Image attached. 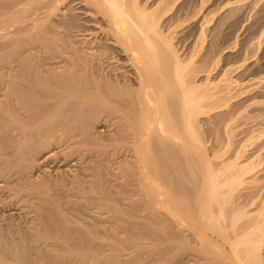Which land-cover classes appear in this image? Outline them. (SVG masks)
I'll return each mask as SVG.
<instances>
[{
  "label": "bare ground",
  "instance_id": "obj_1",
  "mask_svg": "<svg viewBox=\"0 0 264 264\" xmlns=\"http://www.w3.org/2000/svg\"><path fill=\"white\" fill-rule=\"evenodd\" d=\"M176 1L0 0V264H264L199 125L208 69L162 25Z\"/></svg>",
  "mask_w": 264,
  "mask_h": 264
},
{
  "label": "rangeland",
  "instance_id": "obj_2",
  "mask_svg": "<svg viewBox=\"0 0 264 264\" xmlns=\"http://www.w3.org/2000/svg\"><path fill=\"white\" fill-rule=\"evenodd\" d=\"M167 1L170 3L173 0H139V2H143L142 4L149 6L148 9L157 8L160 13H162V9L167 8L165 7V4H168ZM201 1L204 2L201 3ZM173 6L170 11L171 17L173 15L172 23H168L163 18L162 25L171 24L172 29L177 32L174 43L178 45V49L180 48L182 57L185 55L188 57L192 52L193 54L198 52L193 56L195 62L193 65L198 64L199 66L203 63L208 69L196 77L200 83L196 85L201 86L206 83L207 90L205 93L212 96V98L210 96L207 99L209 100L207 105L210 103L211 105L207 110H204L206 115L202 113L199 116V125L208 137L206 140V147L209 148L207 152L211 156L210 159L214 160V165L219 167L224 166V164L229 165V170H226V173L234 172L238 175L237 179L240 184L236 187V192L233 191L232 194L234 197L232 199L236 200L231 199L234 202L231 201L233 204L231 202L229 204H231L232 210L237 209L236 212L234 211L235 215L239 216L240 214L242 216L241 219L243 220L239 219L240 222L249 221L252 222L250 223L252 226L256 224L253 228L255 227L254 230L258 232L254 231L257 237L254 236L259 238V234L262 241L264 240V0H177ZM157 9L156 12L159 13ZM202 28L205 30V37L203 47L200 48L199 33ZM214 45H216V49ZM214 50L216 51L214 52ZM211 53L216 57H213ZM206 61L208 64L204 63ZM215 153L218 155L213 156L216 155ZM49 162L48 160L47 163ZM51 164L44 165L46 170L49 169L48 171H50L55 166L56 168L68 167L69 162L65 163L68 165L58 166L55 164L53 166L52 164V167ZM111 168L113 171V166ZM110 173L113 172L108 168V174ZM111 174L107 175L110 187L112 184L110 180L113 177ZM241 194L243 196H238ZM244 201H246L245 205ZM235 202L239 206L234 204ZM90 208L95 209L93 211L99 210L98 207L96 209L92 206L85 208V210ZM92 209L90 210L93 213ZM90 210L88 211L90 212ZM100 210L99 214L101 213V215L98 214L99 217H97L98 211L93 213L95 214L93 218L91 212L88 213L84 210H82L83 214L80 217L83 215L84 217H81L83 220L87 218L85 222L90 226L92 225L91 228L100 233H98V239L104 235H109L108 231L111 230L109 239H118L121 243L126 244V233L120 232L121 234L118 233L117 235L112 233V229L115 230L112 227L116 223L113 216H110L111 221L113 218V226L110 219H108L109 221L104 219L111 213L103 214L105 212L103 207ZM87 215L88 217L85 218ZM88 218L91 219V222L95 219V223L96 221L98 223L100 219V223L91 224ZM102 227H106L107 231L103 228L101 232ZM261 248V255L264 260V242L261 244ZM129 250L128 252H130Z\"/></svg>",
  "mask_w": 264,
  "mask_h": 264
}]
</instances>
